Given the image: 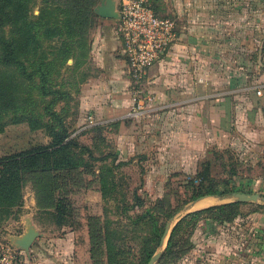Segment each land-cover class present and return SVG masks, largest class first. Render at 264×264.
Wrapping results in <instances>:
<instances>
[{"label": "crops", "instance_id": "0c3cea01", "mask_svg": "<svg viewBox=\"0 0 264 264\" xmlns=\"http://www.w3.org/2000/svg\"><path fill=\"white\" fill-rule=\"evenodd\" d=\"M157 4L158 14L180 22L176 40L147 70L142 108L132 113L122 42L116 25L103 19L91 46V73L77 96L76 131L106 125L115 150L122 145L128 155L138 156L143 178L170 168L160 176L167 181V175L180 172V166L198 156L203 158L211 147L230 150L249 166L247 170L256 168L264 161V0H158ZM204 36L206 43L194 41ZM88 115L94 122L85 126ZM240 181L248 190L250 181H264V172L257 179L245 176ZM199 201H207L206 208L235 198L209 195L195 202ZM258 210L224 224L237 225V219ZM250 227L260 231L253 240L264 237V224ZM227 235L221 236L226 254L232 248ZM262 242L243 248L242 258L254 255L255 264L259 259L264 263Z\"/></svg>", "mask_w": 264, "mask_h": 264}, {"label": "trees", "instance_id": "16d2710c", "mask_svg": "<svg viewBox=\"0 0 264 264\" xmlns=\"http://www.w3.org/2000/svg\"><path fill=\"white\" fill-rule=\"evenodd\" d=\"M157 1H152L155 12L158 11ZM97 2L98 0H41L39 3L36 0H0V133L10 123H25L30 130H42L50 138L47 144H38L10 158H1L0 163L5 160H16L15 157L21 161L35 156L41 157L38 159L41 163L43 159L45 162V158L42 157L48 156L49 167L22 171V179L23 174L27 173L26 179L31 182L37 197L38 210L56 213L59 224H64L63 220L68 212L67 200L58 194L60 183L63 184L61 188H65L67 179L80 169V173L85 172L96 178L102 197L109 196L118 185L116 169L127 164L117 161L116 152L96 156L95 153L101 151V145L105 142L109 149L114 148L108 137L104 136L106 125L97 124L78 132L90 130L91 144L87 145L75 138L78 133L73 135L66 121L71 103L78 101L76 97L80 92V86L89 77L82 69L89 58L91 40L88 30L98 17L93 11ZM36 6L39 12L35 15L33 8ZM77 116L78 111L73 124ZM207 154V157L198 162L194 175H189L186 180L192 186L190 198L183 201V206L170 210L172 212L168 213V217L181 211L188 203L209 195L250 193L239 188L238 181L242 178L243 168L240 171L237 166L243 165L236 155L230 150L216 147H211ZM226 154L234 157L235 161L227 164L225 162L227 159L222 158ZM110 156L113 158L111 163L104 162L101 167L96 168V163ZM218 162L225 167L229 165L224 170V176L219 179L213 175V167ZM84 167L88 170L85 168L86 170L81 172ZM179 174L184 172H173L170 177ZM172 178H168L167 182L171 189H173L170 186L171 181L179 180ZM194 181H198V184ZM175 188L180 189L179 185ZM21 197L22 194L17 191L12 199L0 202L2 208L0 212L8 214L12 207L21 204ZM244 206H252V203L233 201L186 214L173 229L168 240L167 253L162 256L161 261L164 257L180 259L185 253L176 254L173 249L178 247L181 233L194 228L201 221L224 224L248 212H255V208H264V204H256L254 210L252 208L245 213L242 210ZM164 212L161 210L159 213ZM146 214L151 216V222L144 242L148 246L150 243L151 246L145 252L141 264H147L151 259L166 227V222L159 223L153 212L147 211ZM98 222L97 217H91L88 222L91 264H97L99 260L97 250L104 244L98 242L95 233ZM109 231L107 230V234ZM113 243L108 238L104 244L107 247V259L110 264L116 260L115 256L118 254Z\"/></svg>", "mask_w": 264, "mask_h": 264}, {"label": "rangeland", "instance_id": "374dc122", "mask_svg": "<svg viewBox=\"0 0 264 264\" xmlns=\"http://www.w3.org/2000/svg\"><path fill=\"white\" fill-rule=\"evenodd\" d=\"M36 1L39 3L41 0ZM100 1L101 0H98L94 8L99 5ZM150 2L152 3L151 0ZM152 5L155 7L154 3H152ZM38 12V6L34 7L33 14L36 15ZM168 14L171 15V13ZM259 15L262 18V13ZM97 16L98 17L94 20L93 24L90 25L88 30L91 46L97 34L100 22L103 19H107L108 22L116 25V28L118 27L117 20L115 21L112 18ZM179 22L180 21L177 19L176 23L178 24ZM205 38L207 37H198V39L196 37L194 41L206 43L207 41ZM90 54L91 49L88 62L82 69V71L86 72L88 75L91 73ZM69 63H71V60ZM77 76L76 74V78ZM262 93H264V91ZM143 96L144 98L147 97V95L144 94ZM146 99L149 100L148 98ZM77 102L75 103L74 101L71 103L66 119L73 135L78 133L76 129L77 126H79V113L73 124L76 111L80 112L79 102L78 104ZM57 109H59V107H57ZM106 129L104 136L108 137L109 128L106 127ZM91 136L92 134L89 130L78 133L75 138L80 143L90 145ZM112 137L114 138V136ZM49 141L50 138L42 130L32 131L25 123H10L6 125L4 130L0 133V159L10 158L14 154L33 148L38 144H47ZM100 150V152L98 151L95 153L96 156L116 152L117 161L127 163L119 167V169H116L117 188L112 195L102 197L96 178L82 172L86 169L88 170L87 167L81 170L82 173L79 172L80 169L75 171L73 176L67 179L65 188H61L63 184L60 183V188L58 189V194L61 198L67 200L68 212L64 217V224L58 223L56 213L38 210L36 203L37 197L33 186L31 182L26 179L28 174L24 173V178L22 179V171L28 172L30 170L34 171L49 167L50 161L47 155L42 157L45 158V162L43 159L41 163L38 162V159L41 158L39 156L21 159V161H18L19 158L15 157L16 160H5L3 163H0V202L12 199L17 191H20L22 194L20 205L12 207L8 214L0 212V257L8 258L9 254L14 257L12 263L3 262V264H91V243L88 229V222L91 217H97L99 219L95 230L98 242L105 244L108 238L114 242V250H116L118 254L115 256L116 260L112 264H141L144 260L143 257L145 252L150 249L151 246L150 243L148 246V244L144 242L148 236L151 222V216L146 214L147 211L153 212V215L156 216L154 218H158L157 221L159 223L166 222V226L169 224V231L165 236L163 244H161L162 235L158 245L155 247L154 254L156 252H161V254L154 264L257 263L255 262L257 257L254 258V255L243 259L242 257L244 256L242 252H244L243 248L251 243L253 245H261V243H263L262 240H264V237L262 239L258 238L257 241L256 239L253 240V235L257 234L256 231H260L252 229L250 224H264V209H259L261 210L260 212L252 213L248 215L249 217L244 216L237 219V225H219L212 221H201L194 228L187 229L185 233H181L182 236L179 245L176 249H173L176 254L183 252L185 254L178 260H176V257H164L161 261L162 256L167 253L168 240L176 224L186 214L207 206V201H193L185 205L181 211L177 212L172 217H168V213L172 212L170 210L178 206H183V201L190 198L192 186L190 183L188 184L186 180H188L189 175H194L198 167V162L204 157H207V154L203 158L198 156L192 159L189 165L185 164L184 166H180L184 174H179L173 178L167 175L168 178H172L173 180L179 178L178 181H171L170 186L173 188L171 189L167 185L168 180H160V176L168 174L167 172L170 168L163 169L159 174L157 171H154L153 173L155 175L148 172L145 178H143L142 168L136 162L138 156L128 155L122 145H120L117 150H114V148L109 149L108 144L105 142L101 145ZM231 155L226 154L222 157L223 159H227L225 161L227 164L235 161V158ZM83 156L85 157V155ZM112 159L113 158L110 156L104 161H99L96 163V168L101 167V164H104V162H108V164L111 163ZM242 165V167L241 165L237 166V168H240V171L243 168V171H241L242 178L245 176H252V178L257 179L258 176H261L264 172V161L258 162L257 167L252 170H247L249 166L245 165V163ZM228 167L229 165L225 167L224 164L220 165L218 162L213 167V175L219 179L224 176V170ZM180 178L185 179L182 180ZM239 181L238 183H242L239 188L247 189L244 187L243 182ZM194 183L198 184V181H194ZM263 184L264 181H250L248 185L250 189H248V191L264 196ZM177 185H179L180 188L178 190L175 188ZM261 203L264 202L261 200L256 202V204ZM251 209L254 210V204L252 206L243 207L242 210L247 213ZM161 210L165 212L162 214L159 213ZM255 210H258V208H255ZM0 211H2L1 207ZM31 227L38 232V235L26 251L17 244V239ZM245 229L247 230L245 231ZM107 230H110L108 234ZM240 230L243 235L239 233ZM221 231L224 233H221ZM227 233V237L230 243H232V248H230L229 245L230 249L226 254L222 247L224 242L221 241V236L226 237ZM104 244L97 250L99 254L97 264H110L107 259V247H105ZM258 262L259 264H264L260 259Z\"/></svg>", "mask_w": 264, "mask_h": 264}, {"label": "built area", "instance_id": "2783aa9c", "mask_svg": "<svg viewBox=\"0 0 264 264\" xmlns=\"http://www.w3.org/2000/svg\"><path fill=\"white\" fill-rule=\"evenodd\" d=\"M119 14L117 31L126 57L132 95V113L142 108V85L148 68L156 62L177 38L176 20L155 12L149 0H115ZM260 93V91H258ZM87 116L85 126L93 124ZM14 257H0L3 262L12 263Z\"/></svg>", "mask_w": 264, "mask_h": 264}, {"label": "water", "instance_id": "95a60500", "mask_svg": "<svg viewBox=\"0 0 264 264\" xmlns=\"http://www.w3.org/2000/svg\"><path fill=\"white\" fill-rule=\"evenodd\" d=\"M94 12L102 18H112L114 20H119V14L116 10L115 0H101L99 5L94 8ZM233 197L235 198V201L238 202H257L259 200L264 202V196H261L257 193L237 192L233 194ZM168 231L169 224L164 230V234L161 238V244H163ZM37 235L38 232L33 227H31L19 239H17V244L22 249L27 251ZM160 254L161 252H156L147 264H154V262L159 258Z\"/></svg>", "mask_w": 264, "mask_h": 264}, {"label": "bare ground", "instance_id": "6f19581e", "mask_svg": "<svg viewBox=\"0 0 264 264\" xmlns=\"http://www.w3.org/2000/svg\"><path fill=\"white\" fill-rule=\"evenodd\" d=\"M200 206V205H199Z\"/></svg>", "mask_w": 264, "mask_h": 264}]
</instances>
